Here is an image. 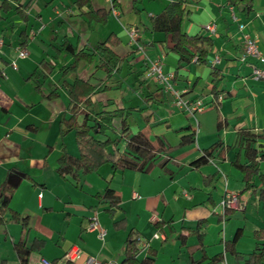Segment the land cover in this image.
<instances>
[{
    "label": "crops",
    "instance_id": "obj_1",
    "mask_svg": "<svg viewBox=\"0 0 264 264\" xmlns=\"http://www.w3.org/2000/svg\"><path fill=\"white\" fill-rule=\"evenodd\" d=\"M171 1L0 0V184L11 169L26 174L0 223V264H21L14 249L21 240L28 247L35 243L26 264H39L41 258L82 264L88 255L126 264L135 237L148 241L135 255L140 262L190 264L202 254L223 253L217 264H243L224 250L237 230L238 252L247 255L264 244V182L258 177L264 175V160H258L249 187L233 165L247 164L240 133H264V81L251 78L253 60L243 56L242 38L243 32L254 36L264 55V0H251L249 8L233 7L228 0H188L183 32L207 36L211 45L205 61L195 56L182 63L169 49L170 36L151 30V18ZM210 23L213 33L205 28ZM128 27L138 29L142 51L129 43ZM109 36L118 42L111 47L116 57L109 75L96 68L97 57L80 61L75 73L63 71L73 61L65 44L95 51ZM18 47L28 56L17 58ZM216 54L219 62L213 65ZM148 59H160L164 72L173 73V90L188 103L201 100L205 108L192 113L177 105L174 91L147 74ZM75 76L94 87L92 104L81 109L120 112L112 119L113 133L107 130L97 139L118 138L121 152L125 116L130 136L141 132L151 145L147 171L114 170L103 163L92 172L79 170L76 178L58 174L64 149L79 155L74 130L61 132L62 120L70 116L64 84ZM216 143L206 163L192 164ZM255 147H264V140ZM107 187L119 197L115 206L97 197ZM225 190L239 194V209H222ZM94 214L103 238L88 228ZM200 241L203 252L195 249ZM72 247L80 251L74 261L65 256Z\"/></svg>",
    "mask_w": 264,
    "mask_h": 264
},
{
    "label": "trees",
    "instance_id": "obj_2",
    "mask_svg": "<svg viewBox=\"0 0 264 264\" xmlns=\"http://www.w3.org/2000/svg\"><path fill=\"white\" fill-rule=\"evenodd\" d=\"M88 1L79 0L82 3ZM187 1L172 0L169 2L159 14L151 18V30L170 36L171 46L169 49L177 55L179 63L189 62L195 56L196 59L205 61L208 54L207 48L211 45L210 38L200 34L189 35L182 30V22L185 15L184 5ZM228 2L233 7L243 5L249 8L251 6V0H228ZM88 16L90 17L91 14L88 13ZM113 39V36H109L108 39L97 45L95 51L78 50L69 43L65 44L64 48L72 55L73 61L63 71L75 73L80 61L83 60L90 63L94 57H97L96 68L104 70L109 75L113 70L111 60L116 57L111 47L118 43L113 42ZM64 87L68 94L67 106L70 116L62 120L65 130L61 132L63 135L67 130H74L79 155L74 157L64 149L63 154L58 159L57 172L59 175L70 174L76 178L79 170L82 172H92L103 163H110L114 170L133 169L147 171L150 168L153 158L151 145L141 132L130 136L125 116L122 118V131L126 133V140L121 152H119L120 147H117L118 138L107 136L103 141L97 139V136L106 134V131L112 125L113 117L120 115V112L115 110L113 113H95L92 110L85 111L81 109L82 104L85 106L92 104L90 95L94 92V87L90 83L75 76L73 81L65 83ZM98 115H100L99 118H97ZM79 116H81L80 119L78 118ZM240 136L242 137V146L247 164H240L234 161L233 165L242 172L245 187H249L251 185V177L258 173V160H264V147H255L257 140H264V133L253 134L249 131H243L240 133ZM217 145V143L212 144L192 164L198 166L206 163ZM24 177H26L24 172L11 169L1 182L0 223L3 221L4 213L9 209L12 194ZM258 177L264 182V175L259 174ZM97 197L108 200L112 206L117 205L119 202L118 195L110 187L106 188L103 195H97ZM260 197L264 199V190L261 191ZM10 213L13 220H19L18 213L14 211H10ZM25 225V220H22V227L24 228ZM240 235L241 230H237L234 237L224 243V250L234 255L238 263L243 261V264H264V244L257 246L255 250L247 255L242 254L235 248ZM129 245L130 250L124 261L126 264H153V259L148 258L140 262L136 258L135 240L130 241ZM34 248L35 243L29 247L22 240L14 243V249L21 264L27 263L28 256ZM195 249L202 250L201 252H203L201 241ZM204 259H208L204 264H217L222 261L223 253L216 254L211 258L202 254L201 259L191 260L190 264H202Z\"/></svg>",
    "mask_w": 264,
    "mask_h": 264
},
{
    "label": "built area",
    "instance_id": "obj_3",
    "mask_svg": "<svg viewBox=\"0 0 264 264\" xmlns=\"http://www.w3.org/2000/svg\"><path fill=\"white\" fill-rule=\"evenodd\" d=\"M111 12L114 15H117V10L115 6L113 5V3L111 5ZM239 27L240 29H243V25H240ZM205 28L206 30L212 33L215 31L214 23L206 24ZM126 32L128 35L129 43L135 45L137 49L142 51L143 47L139 43L138 29L135 27H128L126 29ZM242 38H243V56L253 60V62L250 63L251 78L256 81H264V67L260 66V64L264 62V55H262V52L259 49L257 39L254 36H251L247 32H243ZM2 45H3V39L0 38V49L2 48ZM26 56H28V50L25 47H18L16 57L24 58ZM218 62H219V56L216 54L212 60V64L214 65ZM10 65L12 66V68L16 69L17 68L16 60L11 61ZM147 74L150 76H154L157 79L158 83L165 90L174 91L177 105L186 108L192 113H194V111H201L202 109L205 108V104H203L201 100H196L192 103H188L182 98L179 92L173 90V86H172V79L174 77L173 73L164 72L160 59H148ZM220 206L222 207L223 210L239 209L241 207L239 194L237 192L225 190L223 193L222 199L220 201ZM88 228L97 229L98 236L100 238H103L105 231L102 228L96 214H94L91 217ZM154 236L157 237L158 234H154ZM134 240L136 241L135 255L137 253L144 251L148 247V241H144L140 237H135ZM79 255H80L79 249L76 247H72L66 253L65 256L68 260L74 261L75 259L79 257ZM39 264H53V262L46 258H41L39 261ZM82 264H110V263L109 262L108 263L99 262L96 260L94 256L88 255L84 259Z\"/></svg>",
    "mask_w": 264,
    "mask_h": 264
},
{
    "label": "rangeland",
    "instance_id": "obj_4",
    "mask_svg": "<svg viewBox=\"0 0 264 264\" xmlns=\"http://www.w3.org/2000/svg\"><path fill=\"white\" fill-rule=\"evenodd\" d=\"M108 132H109L110 134L113 133L111 129H109Z\"/></svg>",
    "mask_w": 264,
    "mask_h": 264
}]
</instances>
